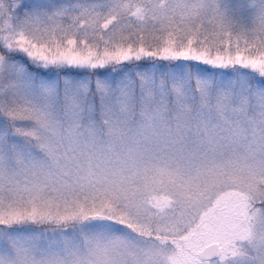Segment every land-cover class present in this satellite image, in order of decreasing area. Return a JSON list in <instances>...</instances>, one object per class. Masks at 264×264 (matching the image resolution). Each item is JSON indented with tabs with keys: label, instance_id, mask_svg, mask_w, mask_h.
<instances>
[{
	"label": "snow or ice",
	"instance_id": "obj_1",
	"mask_svg": "<svg viewBox=\"0 0 264 264\" xmlns=\"http://www.w3.org/2000/svg\"><path fill=\"white\" fill-rule=\"evenodd\" d=\"M0 264H264V0H0Z\"/></svg>",
	"mask_w": 264,
	"mask_h": 264
}]
</instances>
